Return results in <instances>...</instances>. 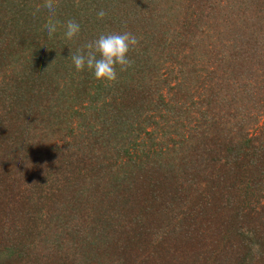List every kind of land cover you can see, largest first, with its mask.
<instances>
[{
    "label": "trees",
    "instance_id": "1",
    "mask_svg": "<svg viewBox=\"0 0 264 264\" xmlns=\"http://www.w3.org/2000/svg\"><path fill=\"white\" fill-rule=\"evenodd\" d=\"M42 1L33 0L39 11L30 12L31 0H0V61L13 58L18 65L15 55L23 43L17 38L30 45L47 36ZM61 1L65 7L55 19L62 38L54 40L59 55L114 29L136 33V22L146 43L130 49L133 64L117 69L115 82L98 80L87 70H74L65 80L69 71L59 63L66 59L62 56H55L57 67L51 69H44L41 58L19 61L20 73L0 80V248L9 258L0 264H39L41 255L50 264L131 257L140 250L137 236L140 244H153L156 228L164 225V235L200 239L202 248L208 246L180 264H223L222 256L229 259L226 264H264L263 207L250 203L264 196V126L249 133L261 102L255 90L264 93L262 72L250 69L253 58H264L258 55L260 43L258 54L248 48L254 43H245L246 50L238 43H219L214 58L226 64L214 79L196 58L184 62L181 57L188 21L207 2L179 0L166 15L154 0ZM100 9L107 13L102 19L96 16ZM68 19L81 25L72 40L60 30ZM153 22L158 29L150 31ZM167 34L173 43L170 39L172 45L161 48L156 41L168 39ZM238 63H246V73L236 69ZM74 96L86 102L85 111L68 108ZM238 102L250 110L240 109ZM37 105L48 129L20 128L19 112ZM60 110L70 111L59 117ZM87 114L96 120L83 138H64L62 128H54L62 120L81 128L79 120ZM74 129L68 128L69 134Z\"/></svg>",
    "mask_w": 264,
    "mask_h": 264
},
{
    "label": "rangeland",
    "instance_id": "2",
    "mask_svg": "<svg viewBox=\"0 0 264 264\" xmlns=\"http://www.w3.org/2000/svg\"><path fill=\"white\" fill-rule=\"evenodd\" d=\"M16 1L19 3L21 1H27V0H16ZM37 1L38 0H34V2ZM32 2L33 0H31V4L27 6L29 8L27 10L30 12H36L37 5L34 6ZM154 2L156 6L165 7L164 11H166V15H167L170 12L172 13L174 7L177 8V3H179V0H154ZM205 2H207L208 6L201 12V14L200 13L193 14L195 16V19L190 18L188 21L189 22L188 28L186 29L185 31L186 34L184 36V39L187 41V43L182 42L180 44L181 47H185L183 52L186 51V55L183 56L180 55L182 58H184V62L196 58L198 61L201 62L199 64L202 67L201 69L205 70L203 71V73H206L209 77L213 76L215 77L214 79H216L219 75H221L219 72L223 70L224 67L223 64H226V62H224L223 60L220 61L214 58V53L216 52V49H218L219 43H238L237 45L241 47V49L239 50L242 49L246 50V47H243L245 43H254L255 46H251L248 48H252V50H254L256 54L259 53L258 55L264 56V45H261V43H264V0H252V4H249L248 0H243V3L241 5L235 3L236 2L235 0H202V3ZM42 3L44 5V0L42 1ZM61 3L62 1L60 0V3L59 4L57 3V6L54 5L58 12L56 13V15H58L59 12L62 11L61 10L62 7H65ZM212 5H214L215 7L209 8V6L212 7ZM1 21L2 20L0 17V22ZM135 25L137 27L135 31L136 33L133 32L132 34L138 38V43H146V41H141V38L145 37V34L142 29V24L141 23L137 24L136 22ZM150 26L152 27L150 31H153V29L156 30V28L158 29V27L155 25L154 22ZM60 30L63 32V28H60ZM114 31L117 32L116 29H114ZM59 32L60 31L57 30V32L51 38L46 36V37H40L38 39L39 41H34V40L32 42L30 41L29 42L30 45H28L24 41L25 39L17 38L16 43H21V44L23 43L22 44L23 50H18L17 54L15 55L17 57L16 61L18 65L20 62H22V60H26L29 63L30 62L35 63L33 61L35 58H38L39 61L41 58V60H44L46 64V67H44V69L45 68L51 69V67L56 66V61H55V59H57L56 57L62 56V58H66V59H61L59 63H61L62 65L65 64L66 66L68 65V70L66 69V72L69 71L68 73L64 74V79L65 80L70 79V77L72 76L70 73H74L75 70L74 67H72L71 70L69 65V64L72 65L71 56H70L72 51L68 53L62 51L63 53L61 52L62 54L60 53L59 55V51L56 49V43L54 42L55 37L56 38L57 36L61 37V35H59L60 34ZM242 32L244 34H242ZM146 35L148 36L152 34L146 32ZM167 36L169 37L168 39L165 38V40H163V38H160L159 41H156V43H160L161 45L163 44L161 48L167 47V45L168 46L172 45L171 40L173 43V39H171L170 34L169 35L167 34ZM148 43H154V42L148 41ZM259 43H260V47L263 48L258 50L257 53V50H255V48L259 45ZM31 48L33 50L36 48L37 49L40 48V50L38 52L31 53L32 51ZM234 53H235L234 56H236L237 52L235 51ZM40 54L42 57L40 56ZM228 54L229 52H225V55ZM12 59L13 58L9 60V58H6L3 61H0V80L3 79L9 80L10 78H12L13 75L20 73L19 69H23L20 68L16 63H12L11 62ZM253 60L254 61H252L250 65L251 66L250 69L252 70V73L254 72L256 73L257 71L262 72V74L259 75L258 79L260 78L259 84L263 85L264 87V71H262L264 70L263 69L264 58H260L259 56H257L256 58H253ZM261 60L263 62H261ZM238 64H239L238 66L236 65V69H238L239 71L243 70L246 67V63L243 64L238 63ZM213 71H215V73ZM244 73H246L245 70H243V74ZM166 74H168V72L165 73V75ZM121 75L127 78L125 74H121ZM200 77H202V72H200ZM62 84L63 81L61 80L58 81L56 83L57 86H55L56 90L62 87ZM255 91H256V95L258 96L261 102H259L258 104L259 106L258 108H256L258 109L257 110V113L259 115L258 120L254 124L253 128L251 129L249 128V133L252 134L257 131L259 126L260 127L264 126V93L261 94L257 90ZM64 98L61 97L62 100ZM46 99L47 100H45V102L47 101L48 103H50L52 101V99L50 98H46ZM73 99L74 102L72 104H69L70 106H68V108L72 107L73 109H75V111L76 110L82 112L85 111L84 106L86 105V102L84 101L83 104H81L82 102H78V98L75 96L73 97ZM244 102H238L239 104L237 105L242 106L240 109H243L245 112H247L250 109L246 108L247 104H245ZM64 105L66 106V104ZM50 110L51 109H48L47 111L50 112ZM90 110L91 109H89L88 111ZM32 111H35V115L32 114L33 113ZM69 111L70 110H66L65 112H63L60 110L59 117L60 114H62V112L65 113V115L67 116ZM244 111L241 112L245 113ZM19 114H20L19 117H21L20 120L21 125H19L20 128L24 127L28 132H31V131H41V129L45 127L44 124L45 122H43L45 113L41 105L39 106L37 105L34 108L28 107L26 110H21ZM95 120L96 119L93 120L92 117H88L87 114L86 119L80 118L79 120L80 122L81 121L83 122L81 128L75 126L74 124H71L69 127V123H67L66 120L65 121L62 120L60 123L53 125L54 128H58V130L62 128L60 130H62L61 135L65 136L64 138L68 137L67 139L78 140V138H83L85 136L88 125L93 124ZM253 120L255 119H252V121ZM45 128L48 129L47 127ZM68 128H72V129L75 128V129L71 132V134H69L70 131L68 130ZM194 194L195 193L191 192V195ZM193 197L194 196H192V198ZM188 198L189 197H187L186 199L188 200ZM250 203L255 204L256 208L257 209L259 208L260 210L263 207V212L262 214H260V218L264 219V196H260V198H258L257 200H252ZM262 203L263 205H261ZM3 220L4 219L1 218L0 223H3ZM257 223L260 224L262 222L259 219ZM157 224L161 225V222L159 221L157 222ZM156 230L158 232L155 233L153 244L157 242L158 246H156L154 250L152 243L149 244L148 242H145L146 245L144 243L140 244V239L137 236L135 242L137 243L139 242V244L136 243L135 244L137 245V247L140 246V250H136V254L134 251L131 257H128L127 255H121V256L118 255V258L116 256L113 257L103 256L99 258V264H122L124 261H127L126 264H180V261H182L186 255H189L188 257L193 255L199 256L200 253H203L204 250L208 247L207 246L202 248L200 239L187 241L181 236L179 237L177 235L172 236L173 233L164 235L165 225L163 226V228L159 226L158 228H156ZM3 249L4 248L2 247L0 248V261L1 260L8 261L9 260L8 256L4 255V252L2 253ZM251 253H254V251H252ZM227 254L231 257L230 252H227ZM222 257H223L222 261H224L223 264H226V262H228L229 259L227 257L224 258V256ZM42 262L44 264H50L49 263L50 261L41 255L39 257V264H43Z\"/></svg>",
    "mask_w": 264,
    "mask_h": 264
},
{
    "label": "clouds",
    "instance_id": "3",
    "mask_svg": "<svg viewBox=\"0 0 264 264\" xmlns=\"http://www.w3.org/2000/svg\"><path fill=\"white\" fill-rule=\"evenodd\" d=\"M44 6L48 20L44 31L51 38L58 30L59 21L55 19L57 9L52 0H45ZM38 11L39 7L36 9V12ZM106 15L103 9L96 13L98 19ZM63 29L64 38L72 40L80 34L81 25L74 19H68L63 24ZM137 44L138 38L128 31L101 33L71 53V63L77 72L87 70L98 80L115 82L118 79L117 69L123 72L132 66L133 61L127 54Z\"/></svg>",
    "mask_w": 264,
    "mask_h": 264
}]
</instances>
